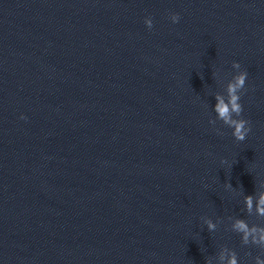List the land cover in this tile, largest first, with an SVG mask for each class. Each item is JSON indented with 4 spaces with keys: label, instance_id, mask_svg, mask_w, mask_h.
I'll list each match as a JSON object with an SVG mask.
<instances>
[{
    "label": "water",
    "instance_id": "obj_1",
    "mask_svg": "<svg viewBox=\"0 0 264 264\" xmlns=\"http://www.w3.org/2000/svg\"><path fill=\"white\" fill-rule=\"evenodd\" d=\"M262 197L264 0H0V264H264Z\"/></svg>",
    "mask_w": 264,
    "mask_h": 264
},
{
    "label": "clouds",
    "instance_id": "obj_2",
    "mask_svg": "<svg viewBox=\"0 0 264 264\" xmlns=\"http://www.w3.org/2000/svg\"><path fill=\"white\" fill-rule=\"evenodd\" d=\"M170 19L173 23L179 22V14L173 13L170 16ZM148 28L151 29L153 24L151 20H147ZM233 67L240 68L241 65L238 62H233ZM248 73L247 71L241 72L234 78V82L230 83L228 86V96L229 99L225 102L224 99L217 97L218 103L215 106V111L218 113L219 118L226 124L229 128H232V135L238 141H244L251 131L250 122L242 118L241 114L243 112V106L240 103L242 92L245 90V84ZM233 114L236 118H233ZM21 119H26V117L21 116ZM247 204L249 209L251 208V199L248 198ZM260 207L258 211L261 215H264V197L259 201ZM215 226L209 223V228L213 229ZM236 229L244 233V239L247 241L248 236L251 234L248 226L243 221H237L235 225ZM252 232L256 231L255 229L251 230ZM259 240L254 242L264 243V229L260 230ZM229 264H237L236 258L230 260Z\"/></svg>",
    "mask_w": 264,
    "mask_h": 264
}]
</instances>
